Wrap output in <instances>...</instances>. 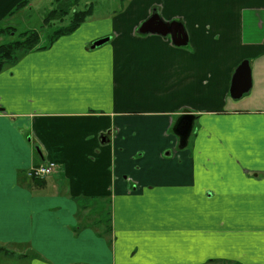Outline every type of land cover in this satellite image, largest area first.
I'll use <instances>...</instances> for the list:
<instances>
[{
  "label": "crops",
  "instance_id": "0c3cea01",
  "mask_svg": "<svg viewBox=\"0 0 264 264\" xmlns=\"http://www.w3.org/2000/svg\"><path fill=\"white\" fill-rule=\"evenodd\" d=\"M154 14L186 45L139 34ZM0 247L29 264H264V0H128L6 65Z\"/></svg>",
  "mask_w": 264,
  "mask_h": 264
},
{
  "label": "rangeland",
  "instance_id": "374dc122",
  "mask_svg": "<svg viewBox=\"0 0 264 264\" xmlns=\"http://www.w3.org/2000/svg\"><path fill=\"white\" fill-rule=\"evenodd\" d=\"M23 0H10L2 8V16L0 18V30L12 28L14 31L11 35L1 34L0 44H5L16 40L20 34L35 31L40 36V46L46 44L49 35L62 25H67L72 16L73 10L64 18V22L59 24L51 22L49 25L44 24L47 14L58 8L55 0H26L24 6L17 5ZM128 0H81L78 6L74 7L76 11H84L92 3V12L94 17L106 18L119 15L123 11L124 5ZM18 57L22 56L21 52L17 53ZM106 226L109 225L108 217L104 221ZM109 227V226H108ZM15 250V251H10ZM13 255H4L0 253V264H29L30 257L18 256L16 249H10Z\"/></svg>",
  "mask_w": 264,
  "mask_h": 264
},
{
  "label": "trees",
  "instance_id": "16d2710c",
  "mask_svg": "<svg viewBox=\"0 0 264 264\" xmlns=\"http://www.w3.org/2000/svg\"><path fill=\"white\" fill-rule=\"evenodd\" d=\"M55 1L58 4V8L51 10L47 14L46 18L44 19V24L49 25L51 22H57L59 24H62L64 22V18L67 16L70 10H73L72 16L68 24L62 25L57 30L52 32L49 35L46 44L43 46L39 45L40 36L35 31L22 33L19 35V37L16 40L5 44H0V72L6 65H11L18 60L19 58L17 55L18 52H21V54L23 55L36 49L46 48L59 36L73 31L91 15L93 9L92 7L93 5L92 3H90L88 8L84 11L74 10V7L78 6L81 0H55ZM25 3L26 0L20 2L17 6L18 7L24 6ZM13 31L14 30L12 28H5L0 30V35L1 34L11 35ZM0 253L4 255H13L12 252L1 247H0Z\"/></svg>",
  "mask_w": 264,
  "mask_h": 264
},
{
  "label": "water",
  "instance_id": "95a60500",
  "mask_svg": "<svg viewBox=\"0 0 264 264\" xmlns=\"http://www.w3.org/2000/svg\"><path fill=\"white\" fill-rule=\"evenodd\" d=\"M139 34H157L163 37L169 36L171 41L177 46H184L187 43V37L182 31V26L176 22H163L157 14L152 15L149 19L144 21L139 29ZM109 39L105 38L96 41L92 48L101 46ZM251 87L250 67L248 61H244L237 68L232 82L231 97L239 99L249 91ZM194 118L188 111H184V115L176 122L174 127V134L180 141V147H184L193 130Z\"/></svg>",
  "mask_w": 264,
  "mask_h": 264
},
{
  "label": "built area",
  "instance_id": "2783aa9c",
  "mask_svg": "<svg viewBox=\"0 0 264 264\" xmlns=\"http://www.w3.org/2000/svg\"><path fill=\"white\" fill-rule=\"evenodd\" d=\"M54 165L48 164L46 166L32 167L28 172V177L33 179H43L52 172Z\"/></svg>",
  "mask_w": 264,
  "mask_h": 264
}]
</instances>
